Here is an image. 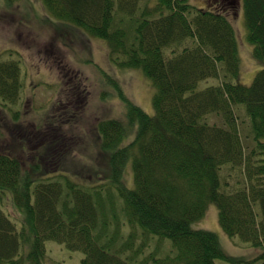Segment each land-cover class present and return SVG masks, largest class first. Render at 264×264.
<instances>
[{
  "label": "trees",
  "instance_id": "obj_1",
  "mask_svg": "<svg viewBox=\"0 0 264 264\" xmlns=\"http://www.w3.org/2000/svg\"><path fill=\"white\" fill-rule=\"evenodd\" d=\"M40 1L48 20L105 39L117 68L142 70L153 113L121 94L126 120H99L92 165L68 170L77 141L62 128L78 125L85 88L64 72L45 122L24 124L11 109L20 66L0 61V264H53L47 240L82 252L81 264L243 261L195 226L211 203L225 233L262 248L264 264V0ZM236 6L261 65L249 84L229 17ZM153 236L170 240L163 256L159 242L145 253Z\"/></svg>",
  "mask_w": 264,
  "mask_h": 264
},
{
  "label": "rangeland",
  "instance_id": "obj_2",
  "mask_svg": "<svg viewBox=\"0 0 264 264\" xmlns=\"http://www.w3.org/2000/svg\"><path fill=\"white\" fill-rule=\"evenodd\" d=\"M151 1H148L149 5L154 0ZM189 2L199 7L205 4L204 0ZM46 15L40 0H0V61L17 60L23 83L20 98L11 109L20 111V119L24 124L36 121L43 124L51 108L57 106L58 100L62 99V84L65 81L63 73H68L71 77L69 80L77 79L81 88H85L86 104L80 109L77 126L63 125L64 133L73 137L72 141H77L72 145L71 151L65 154V167L68 170H75L77 166L89 169L92 165V153L96 150L97 122L107 118L123 122L126 120L125 103L121 94L152 114L154 89L142 70L119 69L112 64L105 39L52 18L48 20ZM229 17L236 28L242 68L246 76L240 81L249 84L261 65L252 58L250 44L244 39L246 26L242 8L236 6L230 10ZM209 80L202 81L199 85H206ZM128 172L130 171L126 173ZM130 176L128 173L125 177L128 186L133 185ZM6 206L14 218H21L11 203ZM195 226L217 233L227 254L244 257L243 261L235 264L260 263V259L256 257L262 252V248L251 246L238 237L228 236L218 222L216 205L209 204L205 216L195 222ZM128 231L129 227L125 225L123 234H128ZM137 240L138 243L140 236ZM158 240L153 236L145 253L159 242L161 251H158V255L163 256L169 249L170 240ZM45 247L49 261L53 264H81L83 254L78 250H70L53 240H47ZM142 257L143 255L139 259ZM215 264L230 263L216 259Z\"/></svg>",
  "mask_w": 264,
  "mask_h": 264
}]
</instances>
